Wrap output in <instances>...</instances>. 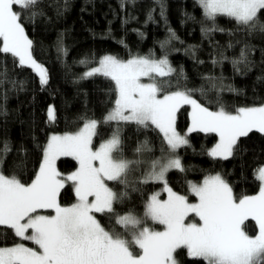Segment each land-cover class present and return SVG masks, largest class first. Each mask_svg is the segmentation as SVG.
<instances>
[{
    "label": "snow or ice",
    "instance_id": "obj_1",
    "mask_svg": "<svg viewBox=\"0 0 264 264\" xmlns=\"http://www.w3.org/2000/svg\"><path fill=\"white\" fill-rule=\"evenodd\" d=\"M157 2L163 16L162 0ZM197 2L205 17L213 22L223 15L250 28L259 23L258 14L264 10V0ZM38 3L39 0H0V54H10L20 66L31 67L39 75L41 85H47L48 70L33 58V41L23 23V10ZM260 28L264 31V25ZM203 31L207 34L224 30L213 25ZM169 32L160 42L161 47L178 39L174 31ZM241 62H246L243 50L241 59L233 63ZM98 65L86 71L84 78L95 75L110 78L115 82L117 94L114 108L102 122L155 126L171 153L189 144L187 135L176 129V113L182 105L191 106V127L187 133L200 131L219 137L207 153L213 158L226 160L233 156L240 138L253 131L264 134V105L233 110L220 105L211 110L193 97L197 90L166 91L164 82L156 81L157 76L168 77L175 72L166 57L156 60L139 56L123 61L105 55ZM4 75L6 72H0V76ZM142 77L152 82L143 83ZM228 90L233 89L229 86ZM199 91L203 93V89ZM48 117L55 120L53 107L49 108ZM98 123L101 121L89 120L75 132L51 135L42 147L39 168L30 182H22L14 172L4 173V158L11 149L7 141L0 146V226L12 229L22 241L38 246L28 247L23 242L0 246V264H181L180 250L206 264H264V166L254 171L261 182L258 194L237 197L229 183L217 174L208 176L201 184L189 182L191 193L198 198V202L190 203L188 196L173 191L166 179L169 170L185 171L180 158L173 155L163 162L153 161L142 183L162 182L167 199H160L159 193L152 194L146 202L144 217H138L132 210L120 214L114 205L123 203L127 193L114 191L107 182L127 186L131 165L139 162L123 157L118 130L93 150ZM61 156L73 157L78 168L71 174H62L56 167ZM66 184L70 185L75 200L70 205L60 202ZM44 209H51L54 214H40L38 210ZM98 213L107 215L124 231L103 225L97 219ZM190 215L198 217L199 222L188 219ZM249 218L258 225L256 235H249L242 228ZM147 220L164 226L163 230L145 226Z\"/></svg>",
    "mask_w": 264,
    "mask_h": 264
},
{
    "label": "trees",
    "instance_id": "obj_2",
    "mask_svg": "<svg viewBox=\"0 0 264 264\" xmlns=\"http://www.w3.org/2000/svg\"><path fill=\"white\" fill-rule=\"evenodd\" d=\"M162 3L163 16L157 0H39L34 8L23 10L25 30L33 41L32 55L48 70V83L41 85L36 71L20 66L18 60L14 62L17 58L0 54V72H6L0 76V146L7 141L11 149L4 158L6 175L14 172L22 182H30L51 132L74 131L95 119L101 123L93 137L94 147L118 130L123 157L139 162L131 165L127 186L107 182L114 191L127 193L123 203L114 205L116 211L126 214L132 210L144 215L152 194L165 197L162 182L142 183L152 162L169 151L159 129L152 125L144 128L135 122H102L115 106V82L101 75L84 78V73L105 55L121 60L166 57L175 72L168 77L157 76L156 81H163L169 92L197 90L193 97L212 110L220 105L227 110L264 105V31L260 28L264 25V10L258 14L259 23L250 28L223 15L214 22L207 19L197 0ZM213 25L224 31H203ZM169 29L178 39L161 47L160 42L170 35ZM242 50L246 62L234 65L241 59ZM229 86L233 90H228ZM50 105L55 109L54 121L48 117ZM189 125L190 106L182 105L177 111L176 127L183 133ZM187 139L189 144L176 150L185 171L172 169L166 176L173 191L196 200L189 182L200 183L208 175L220 173L237 197L259 192L261 182L254 171L264 166V134L253 131L241 137L233 156L226 160L207 154L218 142L217 134L194 131L187 133ZM77 167L78 161L71 156L57 160L62 174ZM74 201L73 191L66 184L60 202L69 205ZM97 217L103 225L120 230L107 215L98 213ZM243 227L250 235L258 232L251 218ZM20 240L12 229L0 226V246ZM25 242L38 248L31 241ZM179 259L181 264H206L187 256L186 250L179 251Z\"/></svg>",
    "mask_w": 264,
    "mask_h": 264
},
{
    "label": "rangeland",
    "instance_id": "obj_3",
    "mask_svg": "<svg viewBox=\"0 0 264 264\" xmlns=\"http://www.w3.org/2000/svg\"><path fill=\"white\" fill-rule=\"evenodd\" d=\"M30 39V38H29ZM115 57V56H114ZM34 58V57H33ZM133 58V57H132ZM163 58H165V57H163ZM163 58H160V59H163ZM35 59V58H34ZM131 59V58H130ZM160 59H156V60H160ZM36 60V59H35ZM121 60V59H120ZM128 59H126V60H123V61H127ZM37 61V60H36ZM38 62V61H37ZM39 63V62H38ZM97 66H99L98 64H96V65H94L93 67H97ZM172 67V66H171ZM92 67H90L89 69H87L86 71H88V70H90ZM141 81L143 82V83H150V82H152V80H150L148 77H142L141 78ZM163 95V94H162ZM190 106V105H189ZM50 107H53L54 108V106L53 105H50L49 106V108ZM49 108H48V110H49ZM212 110V109H211ZM127 114V113H126ZM176 115H177V113H176ZM90 120H93V119H90ZM95 120V119H94ZM89 121V120H88ZM86 123V122H85ZM83 126H84V124H83ZM83 126H81V127H79L78 129H76V130H74V131H67V132H75V131H77V130H79L80 128H82ZM191 127V106H190V125H189V127L188 128H190ZM176 129H177V127H176ZM177 131L179 132V133H181L182 135H187V131L186 132H180L178 129H177ZM64 133H66V132H51L50 134H49V137H48V139L50 138V136L51 135H63ZM111 138V137H110ZM110 138H108V139H110ZM107 139V140H108ZM107 140H105V141H107ZM218 140H219V137H218ZM48 141V140H47ZM105 141H103V142H105ZM92 147H93V150H96L98 147H94L93 146V144H92ZM178 156L179 157V155L176 153V151H175V153H171V151H170V149H169V151H168V154H166V155H164V157L163 158H161V159H158L160 162H163L166 158H168V157H170V156ZM125 158V157H124ZM180 158V157H179ZM125 159H127V160H129L128 158H125ZM58 160V159H57ZM181 160V159H180ZM130 161V160H129ZM79 166V165H78ZM56 167H57V161H56ZM78 168V167H77ZM76 168V169H77ZM151 168H152V165H151V167L148 169V171L146 172V174L149 172V171H151ZM58 169V168H57ZM75 171V170H74ZM73 172V171H72ZM72 172H69V173H67V174H64V175H68V174H71ZM217 174H219V175H221L220 173H215V174H211V175H217ZM208 176H210V175H208ZM207 176V177H208ZM222 176V175H221ZM206 177V178H207ZM201 183H203V181L202 182H200V183H196V184H201ZM110 187V186H109ZM165 191V190H164ZM165 193H166V195H165V197H161L160 195H159V198L160 199H167V192L165 191ZM233 193H234V191H233ZM256 194H258V192L257 193H255V194H252V195H256ZM234 195H235V193H234ZM75 202V201H74ZM73 202V203H74ZM189 202L190 203H195V202H198V198L196 199V200H189ZM70 205V204H69ZM39 212H40V214H54V212L51 210V209H44V210H38ZM96 216H97V214H96ZM138 217H144V215H137ZM97 219H98V217H97ZM188 219H190V220H193V222H199V218L198 217H192L191 215L189 216V218ZM145 226H147V227H149V228H152V229H155V230H163V227L164 226H162V225H159V224H157L156 222H153V221H151V220H147V222H146V224H145ZM242 228H243V230H245L244 229V227H243V225H242ZM29 231H31V230H29ZM119 231H124V229H122V228H120V230ZM248 233V232H247ZM249 234V233H248ZM256 234H258V232L256 233ZM256 234H254V235H256ZM250 235V234H249ZM19 242H23V243H25L26 244V246H28V247H32L31 245H29V244H27L25 241H22V240H20ZM7 246H9V245H7ZM10 246H12V245H10ZM35 248V247H34Z\"/></svg>",
    "mask_w": 264,
    "mask_h": 264
}]
</instances>
